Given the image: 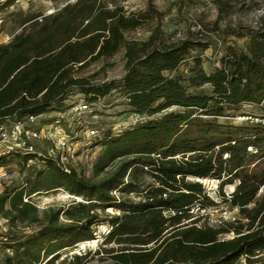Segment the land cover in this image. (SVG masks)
Returning <instances> with one entry per match:
<instances>
[{"label": "trees", "instance_id": "16d2710c", "mask_svg": "<svg viewBox=\"0 0 264 264\" xmlns=\"http://www.w3.org/2000/svg\"><path fill=\"white\" fill-rule=\"evenodd\" d=\"M219 3L223 10L225 3ZM249 4L257 2L242 0ZM148 11L154 12L152 5ZM149 14L126 15L115 0L67 1L51 13L26 16L20 32L0 45V125L62 110L73 89L89 102L117 90L128 111L147 117L162 113L119 132L99 128L94 144L102 150L92 172L98 176L111 167L96 181L51 159L28 164L32 154L0 156V166L14 158L23 168L41 167L33 170L32 180L0 194V215L11 222L37 221L39 211L29 198L39 191L62 188L82 199L43 210L39 229L26 237L8 235L13 254L4 264H50L60 250L93 241L103 224L108 230L93 254L112 264H236L241 255L247 264H264V124L238 119L264 117V10L259 26L238 23L223 30L244 32V50L225 46L220 66L208 72L193 56L186 76L175 71L206 42L180 38L161 44L154 35L143 42L126 40L123 32L139 27ZM122 48L119 79L94 83L74 74ZM201 180H218L220 202L207 195ZM234 183L227 197L223 186ZM219 203L237 205L238 219L216 226L191 219L190 206ZM109 208L117 213L101 217ZM59 215L66 221L59 222ZM90 254H73L58 264H85Z\"/></svg>", "mask_w": 264, "mask_h": 264}, {"label": "rangeland", "instance_id": "374dc122", "mask_svg": "<svg viewBox=\"0 0 264 264\" xmlns=\"http://www.w3.org/2000/svg\"><path fill=\"white\" fill-rule=\"evenodd\" d=\"M5 0H0V17L4 20L3 29L9 33H18L21 29V20L30 14H48L50 11H54L61 7L65 2L69 0H15L9 7H4L2 3ZM72 1V0H70ZM109 0H105L108 3ZM119 5L123 7L126 15L140 13L150 14L142 20L139 27L135 29L126 30L123 32V36L126 40H138L146 41L150 35L155 36V40L161 44L169 43L180 38H190L200 42H206L207 47L204 50H196L190 52V57L186 58L178 69L176 74L182 76L188 75V69L193 66V56H199L201 60V66L208 72L219 67V58L224 53V48L227 45H234L238 49H245L247 45L246 34L240 33L239 35L227 34L223 31L227 28V25L233 24L239 25H251L259 26L258 19L260 14L264 10V0H256L257 5H242V0H221L225 3L223 10H220L218 6L219 0H115ZM73 2V1H72ZM232 2L235 5L231 8L226 7L228 3ZM220 4V3H219ZM150 5L153 6L152 11H148ZM11 14V15H10ZM246 32V31H245ZM123 48L117 53L109 57H103L99 60L93 61L86 66H82L75 71L76 76H85L91 79L94 83H102L112 79H119L123 73ZM207 90L208 86H204ZM84 96L77 89L66 97L62 103L61 108H66L72 103H81L84 100ZM125 99L122 97L120 91L112 90L104 97L100 98L97 102L95 109L97 112V118L90 120H96L99 124V128L102 131L113 130V127L121 122H128V117L133 112L128 111V107L125 104ZM247 108V107H246ZM175 109V108H172ZM166 112V111H164ZM52 115L53 112H48ZM162 113L154 116L139 115L143 118V122L148 118H155ZM143 116V117H142ZM46 121V120H45ZM102 150L101 146L94 149L93 158L90 162L84 163V161H77L73 167L80 173H83L86 177L96 181L105 176L111 167V164L106 167L105 171L101 175H94L92 172V164L98 157ZM41 169L40 166H36L35 169L23 168L16 162V159L10 158L5 160L4 165L0 169V194L4 190L17 189L21 185H24L25 180L33 179V170ZM32 172V175L30 174ZM146 182H151V179L146 176ZM202 181V185L209 195L216 202H220L217 186V180L214 182L205 183ZM208 181V180H206ZM234 184H227L223 186L222 192L230 194L234 189ZM263 191V188L259 190L258 194ZM113 194L118 196L117 191H113ZM133 200H139V196L131 194L129 196ZM27 196H24L23 200L26 201ZM75 199V201H71ZM29 200L36 206L39 211L38 219L36 222H28L22 220H16L11 222L8 218L7 228L9 229V236L26 237L32 232H36L40 223H38L42 217L41 213L51 207L64 206L67 207L70 204L81 201L79 197H75L62 188L51 189L48 191H39L32 194ZM224 205L219 203L218 206ZM117 211L113 208H109L101 217L109 216ZM239 217V216H238ZM59 222H65V216L59 215ZM108 230V225H97L96 231L93 233L95 239L93 241L79 242L73 247H68L60 250L59 257L52 261L50 264H58L60 260L67 257L70 259L73 254H83L86 251L91 252L90 259L85 264H112V262L106 259H100L101 254L95 255L94 251L100 247L104 233ZM233 235H223L222 238H231ZM114 246L110 243L108 246ZM93 254V255H92ZM104 255V254H103ZM105 256V255H104ZM237 264V263H236Z\"/></svg>", "mask_w": 264, "mask_h": 264}, {"label": "built area", "instance_id": "2783aa9c", "mask_svg": "<svg viewBox=\"0 0 264 264\" xmlns=\"http://www.w3.org/2000/svg\"><path fill=\"white\" fill-rule=\"evenodd\" d=\"M51 12L53 11L48 13ZM3 26L4 20L0 17V45L9 43L14 36V33L5 31ZM99 100L100 98L93 102L83 100L81 103H72L62 110L53 111L52 115L48 112L32 114L0 125V156L14 152L32 154L34 159L28 160V164L51 159L65 171L74 168L73 164L77 161L88 164L93 158L94 149L98 147L94 142L99 137V124L89 118H97L94 106ZM138 119H141V116L132 113L126 124L118 123L113 130L119 132L134 125ZM238 119L259 120L264 124V117L252 119L251 116H238ZM226 196L229 197V194ZM189 212L193 215L191 219L201 218L199 224L216 226L238 219L239 207L228 204L208 207L192 205ZM8 223V219L0 215V264H4L5 256L13 254L12 248L6 246L9 243ZM237 264H247L246 256L241 255Z\"/></svg>", "mask_w": 264, "mask_h": 264}, {"label": "bare ground", "instance_id": "6f19581e", "mask_svg": "<svg viewBox=\"0 0 264 264\" xmlns=\"http://www.w3.org/2000/svg\"><path fill=\"white\" fill-rule=\"evenodd\" d=\"M204 181H205V183H207V182H212L213 183L214 182L213 180H208V181L204 180Z\"/></svg>", "mask_w": 264, "mask_h": 264}]
</instances>
